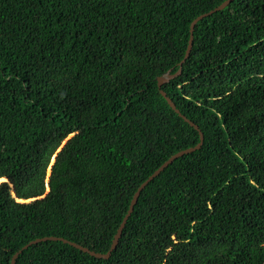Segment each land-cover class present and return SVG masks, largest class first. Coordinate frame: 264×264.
Wrapping results in <instances>:
<instances>
[{
	"label": "trees",
	"instance_id": "obj_1",
	"mask_svg": "<svg viewBox=\"0 0 264 264\" xmlns=\"http://www.w3.org/2000/svg\"><path fill=\"white\" fill-rule=\"evenodd\" d=\"M225 1L0 0V264L110 250L200 142L157 80ZM162 90L204 142L111 257L16 264H264V0L199 21Z\"/></svg>",
	"mask_w": 264,
	"mask_h": 264
},
{
	"label": "water",
	"instance_id": "obj_2",
	"mask_svg": "<svg viewBox=\"0 0 264 264\" xmlns=\"http://www.w3.org/2000/svg\"><path fill=\"white\" fill-rule=\"evenodd\" d=\"M234 0H226L225 2H223L220 6H218L217 8H215L214 10L205 13L199 17H197L191 24V36H190V40H189V44H188V48L187 51L185 53L184 58L182 59V61L178 64L179 68L177 70V72L175 73H171L168 72L166 75L158 78V88L160 90L161 95L166 99V101L168 102L169 106L181 117L183 118L187 123H189L195 130H197L200 134V142L198 145H196L195 147L183 150L178 152L177 154L173 155L172 157H170L158 170H156L136 191V193L134 194L132 201L130 203L129 209L127 214L125 215L120 227L117 230L116 235L114 236L113 242H112V246L110 248V250L106 253V254H101V253H96L94 251H91L88 248H85L77 243L71 242L69 240H66L64 238H58V237H44V238H39L36 239L34 241H31L30 243H28L27 245H25L23 248H21L18 252H16L12 258V262L11 264H16L17 259L19 258V256L25 251L27 250L29 247L42 243V242H47V241H60L63 242L65 244H68L76 249H79L85 253H88L89 255H91L92 257L98 258V259H109L112 255V252L117 248L119 241L122 237V233L123 230L127 224V221L129 219V217L131 216V214L134 211V207L138 202V198L141 194V192L146 188V186L152 182L156 177H158L168 166H170L176 159L184 156V155H188L191 154L197 150H199L204 142V135L201 132L200 128L192 121H190L189 119H187L184 115H182L180 113V111L177 109L176 105L174 104V102L167 96L166 92L164 90H162L163 85L169 83L171 80L176 79L177 77H179L182 74V69H183V65L186 62V60L189 58L192 48H193V41H194V30H195V26L197 25V23L201 20H203L204 18H207L219 11L224 10L226 7H228ZM55 160V158L53 159V161Z\"/></svg>",
	"mask_w": 264,
	"mask_h": 264
},
{
	"label": "snow or ice",
	"instance_id": "obj_3",
	"mask_svg": "<svg viewBox=\"0 0 264 264\" xmlns=\"http://www.w3.org/2000/svg\"><path fill=\"white\" fill-rule=\"evenodd\" d=\"M11 180V177H3V176H0V185H7ZM13 193L15 196H19V192L17 191V186H13V189H12Z\"/></svg>",
	"mask_w": 264,
	"mask_h": 264
}]
</instances>
